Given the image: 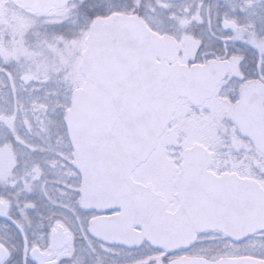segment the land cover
Here are the masks:
<instances>
[{"label": "snow or ice", "instance_id": "6c2138e0", "mask_svg": "<svg viewBox=\"0 0 264 264\" xmlns=\"http://www.w3.org/2000/svg\"><path fill=\"white\" fill-rule=\"evenodd\" d=\"M0 264H264V0H0Z\"/></svg>", "mask_w": 264, "mask_h": 264}]
</instances>
